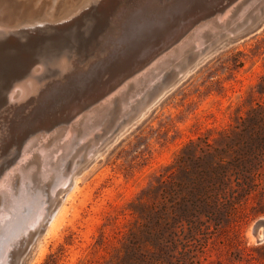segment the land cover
<instances>
[{"label": "rangeland", "instance_id": "obj_1", "mask_svg": "<svg viewBox=\"0 0 264 264\" xmlns=\"http://www.w3.org/2000/svg\"><path fill=\"white\" fill-rule=\"evenodd\" d=\"M220 14L222 17L225 15L222 20L228 14V28L234 26L236 32L246 27H255L250 31L239 32L231 41H223L224 36L232 32L230 30H223L217 36L214 34L215 28L212 31L206 30L208 35L204 33L202 38L204 44L200 48L193 44L196 45L195 49L194 46L188 47L183 54L186 59L184 57L180 61L181 57L177 56L175 61V57L172 58V64L175 62V65L171 64L169 67L168 64V68L166 66V69L161 70L162 74L157 68V71L154 70L155 74L162 75L156 77L158 80L153 77L156 81L150 79L147 81L148 85L145 84L146 81L144 84H137L140 86L137 88L138 92L136 83L133 82L123 92L125 99L115 96L111 104L106 106L114 109L111 108L109 113V109H106L105 115L99 119L101 123L86 130L83 122L80 125L75 123L80 117L78 116L69 125H63L65 129L59 131L61 135L55 132L60 128L58 127L48 133H36L28 137L23 149L33 143V138H37V145H30L24 162L17 158L13 165L8 166L9 160L16 155L17 145L11 144L5 150V144L0 140V168H5V176L10 172L19 173L14 167L22 163L27 172L39 178V162L33 163L35 165H30L31 167L28 163L33 158L32 155L38 153L37 146L49 141L51 144L48 143L47 147L56 142L64 143L63 137L70 133L71 127H80L82 134L76 140V149L56 145L58 149L52 154L63 152L67 157L64 161L67 164L72 160L69 170L80 162L67 185L62 187L51 183L49 186L51 178H39L37 182H33H39V185H32L26 179L29 191L27 188L22 191V186L18 183L15 188L17 190L12 191L17 194L11 191L10 194L17 199L18 195L19 198L27 195L29 201H23L19 205L18 200L10 194L9 200H14L17 204L14 202L10 208L0 201L2 213L8 214L11 211V214L2 217L9 220L4 219L0 223V264H20L28 253L26 264H136L134 258L126 257L128 248L135 245L144 256L153 259L158 247L152 236L156 230L164 234L163 238L169 248L168 255L159 264H264V240L259 242L257 236L263 233V228L258 231L254 228L259 220H264V148L255 147L249 152L247 166L232 167L226 172L231 187L241 183L242 180L237 178L240 174L251 179V185L247 186V189H251L249 195L236 208L219 211L214 207L218 190L216 191L217 185H211L206 197L207 208L196 213L191 223L176 220L173 227L162 229L159 221L158 224L150 223L145 210L158 212L166 204L163 217H176L178 213L174 209V202L177 197L166 194L165 187L166 183L173 181L175 175L180 173L182 163L193 156L210 161L209 155H216L220 148H225L224 138L244 129L245 120L255 117L264 120V0H234ZM221 16L215 18L221 20ZM233 20L235 24L238 23L237 26L233 24ZM210 33L214 34L213 37H210ZM180 73L184 75L177 83L157 96L162 86ZM90 114L93 115L94 112ZM105 116L110 118L107 120ZM93 118L90 119V124ZM4 123L0 122V136ZM49 137H53L52 140ZM92 149L94 153L91 155L89 152ZM239 149V143L232 144L229 153H218L213 156V160L228 161ZM72 150L74 157H71ZM81 156L85 157L83 161ZM32 166L35 171L30 169ZM204 171L209 172L208 165ZM16 178L14 176V181ZM37 188L43 190L38 191ZM36 201H39L36 203L37 207L30 209ZM56 204V212L52 220L47 222L48 216L45 217L44 214H47L48 209L53 210ZM25 208L30 212L25 211ZM33 209L37 211V217L32 215ZM25 212L29 213L28 216ZM18 219L25 221L21 223ZM9 221L11 226L7 225ZM9 229L11 232L16 231L11 233L15 237L10 236Z\"/></svg>", "mask_w": 264, "mask_h": 264}, {"label": "water", "instance_id": "obj_2", "mask_svg": "<svg viewBox=\"0 0 264 264\" xmlns=\"http://www.w3.org/2000/svg\"><path fill=\"white\" fill-rule=\"evenodd\" d=\"M10 1L0 0V122H5L0 140L5 150L11 144L18 149L31 134L69 125L201 22L221 16L234 0H82L69 10L57 0L48 16L38 14L42 0L30 11L28 1L17 6ZM254 27L233 30L223 41ZM62 57L63 68L58 65ZM184 73L166 82L157 96ZM30 78L36 80L33 88L22 91L20 83ZM261 227L259 242L264 220L255 231ZM28 254L20 264H26Z\"/></svg>", "mask_w": 264, "mask_h": 264}, {"label": "bare ground", "instance_id": "obj_3", "mask_svg": "<svg viewBox=\"0 0 264 264\" xmlns=\"http://www.w3.org/2000/svg\"><path fill=\"white\" fill-rule=\"evenodd\" d=\"M23 1V3L24 4H27V1H28V3H29V7H28V11H30V9L32 10L34 7H36V6H38V3H39V1L40 0H22ZM43 2H42V6H44V8H42V7H39V9H38V14H43V16H48L49 14H48V10L49 9H51L55 4H56V1L57 0H46V1H44V0H42ZM85 1V0H84ZM84 1H82V0H59V2L60 3H63V5H65V6H67L66 8H68V10L69 9H74L75 8V6L77 5L76 3H83ZM245 0H243V2H244ZM11 3V5L12 6H17V5H20V3H21V0H11L10 1ZM6 4V3H5ZM8 4V3H7ZM6 4V5H7ZM78 6V5H77ZM236 6H234V8H235ZM248 7V6H247ZM234 8H232L233 10H234ZM35 9V8H34ZM231 9V10H232ZM236 9H238V8H236ZM231 10H228V11H231ZM232 10V11H233ZM246 10V7H244V9H243V11H245ZM10 12H12V11H9V13ZM228 13V12H227ZM11 14V13H10ZM234 14V13H233ZM232 14V15H233ZM246 14V13H245ZM245 14H243V15H245ZM50 15H52V14H50ZM231 15V16H232ZM240 15H241V12H240ZM230 16V15H229ZM238 16V15H237ZM222 17V16H221ZM223 17H225V15L223 16ZM223 17L221 18V20L223 19ZM227 17H228V14H227ZM227 17L224 19L225 20V23L223 22L224 20H222V22H221V20L220 19H218V18H214V19H212V20H210V21H204V22H201L199 25H197L195 28H193V30L187 35V36H185L181 41H179L178 42V44H176L175 46H173L171 49H169V50H167V51H165V52H163V53H161L160 55H158L157 57H155L153 60H151V62H150V64H148L147 66H145L141 71H139L138 73H136L132 78H130L128 81H126L124 84H122L114 93H113V95H111L110 97H108L107 99H105V100H103V102L101 103V104H99L98 106H96V107H93V108H90V109H88L87 111H85L84 113H82L81 115H80V117H78L76 120H75V123H78V125H80L82 122V124H84L83 125V128L84 129H86V128H88V127H91L92 128V126H94L95 124L97 125V123H99L100 122V117L102 118L104 115H105V113H106V109L109 107H106L107 105H110L111 104V102L113 101V98L116 96L117 97V95H119L120 96V98H121V100H123V99H125V94L123 93L124 92V90H126V89H129L128 87L131 85V84H133V82H135L136 83V89L139 87L140 88V86L139 85H141V84H144V82L146 81V85H148V83H147V81H149L150 79H152L153 77H158V76H160L161 74H162V71L164 70L163 68H165L166 66H167V68H168V64H169V67L171 66V64H172V58H174L175 57V61H177L176 60V57L177 56H180L181 57V59H180V61L181 60H183V58L185 57V55H183L184 53H185V51L187 50V48L189 47L190 48V46L192 47V46H194V49H195V46L197 45V47H201L200 45H203L204 44V41L202 40V38H204V33H206L205 31L206 30H211V29H213L214 30V28L216 29V30H214L215 32H214V34L217 36V35H219L220 33H221V31H223V30H230V31H233V30H236V29H233L234 28V26L233 27H231V28H228L229 26H228V22H230L229 20H227L226 21V19H227ZM233 17V16H232ZM243 17V16H242ZM229 18V17H228ZM234 19H237V18H234ZM232 20V19H231ZM243 20V19H242ZM241 20V21H242ZM234 21V20H233ZM232 22V21H231ZM5 23V22H4ZM9 23V22H8ZM231 24V23H230ZM233 24H235V21H234V23ZM238 25V23L237 24H235V26H237ZM237 29L239 28V27H236ZM212 31V30H211ZM208 32V31H207ZM228 33V32H227ZM207 34V33H206ZM211 35H210V37H213L212 36V34L213 33H210ZM213 34V35H214ZM208 35V34H207ZM206 35V36H207ZM223 35V34H222ZM224 36V35H223ZM223 38V37H222ZM209 39V38H208ZM205 40V39H204ZM193 44H196V45H193ZM210 44V43H209ZM202 47H204V46H202ZM203 49V48H202ZM194 53V52H193ZM194 57V56H193ZM65 57H62L60 60H59V62H58V65H60L62 68H63V65H64V61H65ZM184 59H186V57L184 58ZM174 64H172V65H175V62H173ZM177 63V62H176ZM181 64H183V63H181ZM182 66V65H181ZM179 67V66H178ZM155 68V69H154ZM156 68H157V70H162L161 71V74L160 75H157V74H155L156 72L155 71H157L156 70ZM166 69V68H165ZM152 70V71H151ZM155 70V71H154ZM166 71V70H165ZM160 72H158V74H159ZM155 75H157V76H155ZM161 77H162V75H161ZM160 78V77H159ZM157 79V78H156ZM156 79L155 80H153V81H156ZM158 80V79H157ZM34 81H36V80H34V79H31L30 78V80H25V81H23L22 83H20V89L22 90V91H24V92H26V91H28V90H30L31 88H33V84H34ZM152 81V82H153ZM164 81V80H163ZM167 81V80H166ZM141 83V84H140ZM162 83V82H161ZM137 84H139L138 86H137ZM158 84V83H157ZM149 85H151L152 86V84H149ZM134 86V85H133ZM143 86V85H142ZM135 87V86H134ZM144 87V88H143ZM142 88L143 89H145V86H143ZM150 87V86H149ZM147 88V87H146ZM130 89H132V88H130ZM136 89H135V91H136ZM127 91H129V90H127ZM134 91V90H133ZM135 91H134V93H135ZM137 92H138V89H137ZM136 92V93H137ZM140 92H142L141 90H140ZM128 93V92H127ZM131 93V92H130ZM134 93H132L133 95H134ZM139 95V94H138ZM137 95V96H138ZM119 96H118V99H119ZM135 96V95H134ZM133 96V97H134ZM128 97V96H127ZM130 97V96H129ZM139 99V98H138ZM114 101H115V99H114ZM126 101V100H125ZM129 102L130 101H128V104H129ZM120 104H123V102H121L120 101ZM127 104V103H126ZM136 104V103H135ZM118 105V104H117ZM120 106V105H119ZM123 106H125V103H124V105ZM128 106V105H127ZM117 107V106H116ZM99 108H102V109H100L99 110ZM112 107H110V109H111ZM124 108V107H123ZM122 108V109H123ZM109 109V108H108ZM110 109L108 110V113H109V111H110ZM112 109H114V108H112ZM124 109H127V108H124ZM123 109V110H124ZM121 110V109H120ZM136 110V109H135ZM112 111V110H111ZM116 111H117V108H116ZM116 111H114V112H116ZM91 112H94V114L92 115V114H90ZM118 112V111H117ZM116 112V113H117ZM124 112V111H123ZM123 112H122V115H123ZM136 112V111H135ZM113 114H115V113H113ZM124 114H125V112H124ZM91 115V116H90ZM109 115V114H108ZM122 115H121V117H122ZM107 116V115H106ZM105 116V117H106ZM110 116V115H109ZM108 116V117H109ZM91 117V118H90ZM94 117V118H93ZM114 117V116H113ZM86 119V120H84V119ZM92 119L93 118V122H92V124H90L89 123V121H90V119ZM110 118V117H109ZM108 118V119H109ZM84 121H83V120ZM105 119H107V117L105 118ZM104 118H103V120H105ZM107 119V120H108ZM82 120V121H81ZM113 120V119H112ZM111 120V121H112ZM101 121H102V119H101ZM106 121V120H105ZM101 123V122H100ZM103 123V122H102ZM100 125V124H99ZM113 125V124H112ZM102 126V125H101ZM108 126V125H107ZM106 126V127H107ZM79 127V126H78ZM63 128V130L65 129L64 128V126L63 127H60V128H58L55 132H57V134L58 133H60L59 131L61 130ZM80 128V127H79ZM79 128H77V129H75V127L73 128V127H71V129H70V131H69V129H68V131L70 132V133H68V134H66V136L65 137H63V138H65V140H64V143H60V144H58V142H56V143H54L53 144V142H52V146H50V147H47V144L48 143H50L51 144V142L49 141L48 143H40V144H42V145H38L37 146V149L39 148V150H38V153L36 154V155H32V154H30V155H32L33 156V158L30 160V162H28L29 163V166L30 165H35V164H33V163H35V162H39L38 164V170L40 169V172L39 173H37L38 174V176H39V178H43V179H46V180H48V178H51L50 179V182H49V186H50V184L52 183V185H55V184H59V185H61L62 187L63 186H65V185H67V183H68V181L69 180H72V178H73V174L75 173V170L77 169V167L78 166H80V162L79 163H76V165H75V167H73V169H70L69 170V167L71 166V163L73 162L72 160H71V162H70V164L68 163H65L64 161H66V158L67 157H65V154L63 155V152H61L60 154H58V155H52L53 154V151L55 150V149H58V146H56V145H63L62 146V148H65L66 149V146L67 147H72V149L74 150V149H76V147H77V142H76V140H78V138L79 137H81L80 135H82L81 134V132L79 131ZM67 129V128H66ZM73 129H75L76 131H73ZM87 130V129H86ZM88 130H90V129H88ZM96 130V129H95ZM102 130V129H101ZM107 130V129H106ZM66 131V130H65ZM67 131V132H68ZM73 131V132H72ZM62 132V131H61ZM76 132V133H75ZM90 132V131H89ZM94 132V131H93ZM102 132V131H101ZM100 133V132H99ZM36 134V133H35ZM35 134H31V135H35ZM87 134H88V131H87ZM31 135H29L28 137L30 138V136ZM41 135V134H40ZM60 135H61V133H60ZM94 135V134H93ZM53 136H55V135H53ZM88 136H90V135H88ZM101 136V135H100ZM28 137L23 141V143L22 144H20L19 145V147H18V149H17V152L15 151V153H16V155L13 157V159H11V160H9V164H8V166L9 165H13V163L15 162V160L18 158V160H19V158L20 159H22V162H24V159H26L27 160V157H28V153H27V149H30L31 148V146L32 145H37V142H36V140H37V138H33V139H31V142H33V143H31V144H29V145H26L27 147H24V149H23V146H24V144H25V141L28 139ZM61 137V136H60ZM50 138V140H52L51 138H53V137H49ZM94 139V138H93ZM34 140V141H33ZM39 140V139H38ZM59 140V139H58ZM63 140V139H62ZM100 140V139H99ZM45 141H46V137H45ZM81 142H82V140H80ZM43 142H44V140H43ZM60 142V141H59ZM83 143V142H82ZM80 144V143H79ZM78 144V145H79ZM84 144V143H83ZM31 145V146H30ZM80 145H82V144H80ZM86 145V144H85ZM17 147V146H16ZM41 147V148H40ZM56 147V148H55ZM61 147V146H60ZM34 148H35V146H34ZM83 148H85V147H83ZM87 148V147H86ZM36 150V149H35ZM73 150H72V152H71V157H74L75 156V154H73ZM29 152V151H28ZM30 152H31V150H30ZM37 151H35V153H36ZM82 152H84V150L82 151ZM58 153V152H57ZM64 153H65V151H64ZM75 153V152H74ZM91 155H92V153H94V149H92L90 152H89ZM84 154H86V153H84ZM35 156V157H34ZM82 157V161L85 159V157H87L86 155H85V157H83V156H81ZM38 158V159H37ZM10 159V158H9ZM29 159V158H28ZM17 160V161H18ZM76 160V159H75ZM80 160V159H79ZM6 161V160H5ZM16 161V162H17ZM29 161V160H28ZM7 162V161H6ZM21 162V161H20ZM28 163L26 162V164L28 165ZM18 164H20V163H18ZM25 164V165H26ZM33 166H32V168H30V169H32L33 171H35L36 169H33ZM39 166L41 167V168H39ZM31 167V166H30ZM35 167V168H36ZM15 169H18V171H19V173H15V174H13V173H6V175H8V176H5V174H3V171L5 170V168L4 167H1L0 168V173L2 172V175L0 174V201L2 202V203H5V207H10L11 206V204H13L14 202H16L17 200H18V202H16V204L18 203L19 205H21V204H23V201L25 202V201H29L28 199V196L27 195H24V196H21V198H19V195H18V199H17V197H15L13 194H17V193H13L14 191H13V189H15V188H17L18 187V183H20V185L22 186V191L23 190H26V188H27V186L28 185H26L25 184V180L27 179L28 181L27 182H30V184H31V182H32V185H39L38 183L37 184H34L35 182H37V180L39 179V178H37L34 174H32L31 172H27V169H26V167L23 165L22 166V163L19 165V166H15L14 167ZM17 171V172H18ZM68 173H72L71 174V176L69 175V176H65V175H68ZM11 174V175H10ZM5 177H4V176ZM18 175V176H17ZM14 176H16L17 178H16V181H14L15 179H14ZM20 180V181H19ZM42 180V179H41ZM43 181H45V180H43ZM26 182V183H27ZM34 182V183H33ZM47 182V181H46ZM47 182V183H48ZM42 183V182H41ZM43 184H44V182H43ZM41 185V184H40ZM48 185V184H47ZM45 186V185H44ZM56 186H58V185H56ZM38 187V186H37ZM40 187V186H39ZM28 188H30L29 186H28ZM28 188H27V190H28ZM33 188V187H32ZM36 188V187H35ZM43 188V187H42ZM49 188V187H48ZM19 189V188H18ZM21 189V188H20ZM40 189V188H39ZM38 188L36 189V190H38V191H40V190H43V189H40L39 190ZM55 189V188H54ZM17 189H15V191H16ZM10 191L13 193L12 194V196H13V198H15V200L16 201H11V200H9V198L8 197H10L11 196V194H10ZM29 191V190H28ZM34 191V190H33ZM32 191V193H34ZM20 194H21V192H19ZM29 193V192H28ZM43 193V192H42ZM41 193V194H42ZM9 194H10V196H9ZM30 194V193H29ZM32 195V194H31ZM38 195H40V194H38L37 193V196ZM42 195H44V194H42ZM46 195V194H45ZM11 196V197H12ZM30 196V195H29ZM38 197H41V195L40 196H38ZM35 199H38V200H40L39 198H35ZM31 201V200H30ZM37 202H39V201H36V202H34V203H31V204H34V205H31L30 207H26V208H30V209H32L33 207H37V205H36V203ZM29 204V203H28ZM39 204V203H38ZM13 208L15 207L14 205L12 206ZM11 208V207H10ZM12 208V209H13ZM25 208V211L27 210ZM21 209V208H20ZM14 210H16L17 211V209H14ZM38 210V209H37ZM49 210V209H48ZM47 210V214H44V215H46L45 217H49V220L51 221L52 220V217L54 216V214H55V212L56 211H53V210H50V211H48ZM1 211H3V209H1ZM0 211V223L2 224L3 222H4V219L5 220H7L8 218H2V217H6L8 214H11L10 212H8V214L7 213H5V212H1ZM19 211V210H18ZM21 211L23 212V210L21 209ZM27 211H29V210H27ZM33 211H34V209H33ZM20 212V211H19ZM30 212V211H29ZM37 213V211L35 210L34 212H33V214L32 215H34V216H36V215H38V214H36ZM15 213H17V212H15ZM26 214H27V212H25ZM21 214V213H20ZM29 214V213H28ZM28 214H27V216H28ZM19 214H17V216H18ZM21 215H23V214H21ZM25 215V214H24ZM23 215V216H24ZM26 216V215H25ZM10 217V216H9ZM31 217V216H30ZM37 217V216H36ZM39 218H40V216H38ZM14 218V217H13ZM24 218V217H23ZM27 218V217H26ZM33 217H31V219H32ZM30 219V218H29ZM43 219V218H42ZM9 220V219H8ZM18 222L20 221L19 219L17 220ZM23 221H25V220H23ZM23 221H20L21 223L23 222ZM38 221V220H37ZM13 222V221H12ZM27 222H28V220L25 222L26 224H27ZM0 224V225H1ZM10 225L11 224V222L9 221L8 223H7V225ZM11 226V225H10ZM13 226V225H12ZM24 226H25V224H24ZM30 226V225H29ZM1 228H2V226H0ZM4 228H5V225L3 226ZM18 227V226H17ZM0 228V229H1ZM9 228V227H8ZM7 228V229H8ZM20 228H22V227H20ZM20 228L19 229H17L15 232H16V234H18V230H20ZM10 229H11V227H10ZM9 229V230H10ZM15 229H16V227H15ZM14 229V230H15ZM25 229V228H24ZM3 230V229H2ZM5 230H6V228H5ZM12 230H13V228H12ZM12 230H10L9 232H10V236H13V235H15V234H13V235H11V233H15L14 231L13 232H11ZM23 231V230H22ZM19 232H21V231H19ZM3 233V232H2ZM0 235H1V233H0ZM8 235V234H7ZM32 235H34V234H31V236ZM16 236V235H15ZM15 236H13V237H15ZM30 236V235H29ZM258 236V235H257ZM2 237V236H1ZM29 239L31 240V237H29ZM29 240V241H30ZM2 241V240H1ZM4 242V241H3ZM10 242V241H9ZM13 245V244H12ZM15 245V244H14ZM1 248V247H0ZM2 250V249H1ZM5 253V252H4ZM7 253V252H6ZM5 253V254H6ZM5 262H6V260H5ZM4 263V262H3ZM5 264V263H4Z\"/></svg>", "mask_w": 264, "mask_h": 264}, {"label": "trees", "instance_id": "obj_4", "mask_svg": "<svg viewBox=\"0 0 264 264\" xmlns=\"http://www.w3.org/2000/svg\"><path fill=\"white\" fill-rule=\"evenodd\" d=\"M243 128L224 138L226 139L225 148H220L216 155H209L210 161L207 162L202 157L193 156L182 163L180 173L175 175L176 177L173 181L166 183L165 187L166 194L171 197H177V200L174 202L173 199V202L175 203L174 209L178 214L174 218L163 217L167 209L166 204H164L165 207L161 206L158 212L145 209L150 223L158 224L157 221H159V226L162 229L167 228V230L169 227H173V222L176 220H185L191 223L196 213L207 208L206 197L211 185H217L216 191L218 190V192L213 203L214 207H217L219 211L230 207L236 208L241 204L243 198L250 193L251 189L250 187L247 189V186L251 185V179L246 175L240 174L237 178L242 180L241 183L231 187L227 176L228 173L226 172L232 167L247 166L249 152L255 147L264 148V120L256 117L249 118L245 120ZM235 143H239L240 147L239 150H236L235 156L230 157L228 161L223 159L219 162H214L213 156H217L218 153H229L232 144ZM206 165H208V173H204ZM200 166L202 167L200 168ZM219 186H221L220 189L218 188ZM160 232L156 230V233L152 234L155 240L154 244L158 245L153 259L144 256L139 247L135 245L128 248L126 257L134 258L136 264L161 263V259L168 255L169 248L163 238L164 234Z\"/></svg>", "mask_w": 264, "mask_h": 264}]
</instances>
